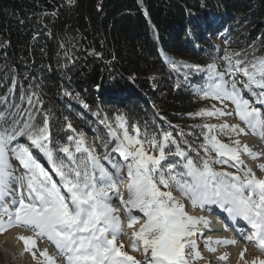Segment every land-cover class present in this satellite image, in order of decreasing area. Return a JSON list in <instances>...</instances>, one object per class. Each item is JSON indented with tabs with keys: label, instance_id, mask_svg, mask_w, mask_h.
I'll use <instances>...</instances> for the list:
<instances>
[{
	"label": "snow or ice",
	"instance_id": "6c2138e0",
	"mask_svg": "<svg viewBox=\"0 0 264 264\" xmlns=\"http://www.w3.org/2000/svg\"><path fill=\"white\" fill-rule=\"evenodd\" d=\"M233 55L238 57L239 53ZM233 55L224 57L228 62L225 72L218 71L215 64L208 65V83L198 90L204 99L219 101L223 107L213 105L211 109H201L193 115L217 119L234 115L264 142V113L253 107L243 92V89L251 91L253 87L261 89L257 102L264 104V56L233 62ZM195 68L196 71L203 70L199 66ZM226 74H232V79H225ZM237 74L246 79L240 80ZM238 85H243V89ZM229 102L234 105V111H227ZM28 103H32L31 98ZM0 119L7 123L2 113ZM116 121V129L110 126L111 135L118 141L112 151L119 153L125 161L131 158L126 165L127 200L119 189L124 166L113 164L115 174L105 168L83 133L69 135L67 143L60 145L53 139L47 113L40 123L29 114L22 125L12 121L10 128H0V234L13 228L32 233L20 234L18 240L23 242L24 251L31 253L36 264H58L47 248H37V239L52 244L66 264H193L194 260L203 257L191 237L197 235L200 225L207 227L210 221L203 216L188 215L184 205L172 194L171 188L175 186L188 197L193 207L217 204L233 219L247 221L253 231L246 237V242L264 252V178L257 177L241 158L243 153L256 160L264 157V152L253 151L241 142L239 137L248 135L245 127L226 121L203 124L206 156L197 164L171 132H164L162 138L146 136L141 139L139 127L134 129L135 135H130L125 118L118 115ZM67 128L76 133L71 123ZM118 130H122V137ZM221 134L227 135L231 143H224L219 138ZM18 137H26L43 153L59 182L28 146L18 142L12 146ZM146 143L153 154L146 150ZM169 145L175 146L174 152ZM212 151L216 153L215 159L210 155ZM169 156L180 158L186 169L183 175L191 177V183L182 182L178 179L180 174H173L176 163L162 164ZM13 158L24 169L22 177L15 175L18 166L13 164ZM108 158L107 155L103 157ZM217 163L237 167L240 174L218 171L213 167ZM258 167L264 172V163ZM13 184L18 185L19 192L18 196L12 197L9 206L4 197L10 191H17L12 188ZM162 187L168 190L162 191ZM113 195L128 211L129 228H133L139 219L131 215L132 209H138L146 217L139 230L130 237L132 251L141 252L143 260L129 255L123 250L124 244L118 242L124 229L121 217L112 206ZM235 243V240L227 239L208 240L206 246L209 251L216 252L213 245ZM240 255L243 258L244 252ZM218 260H227V254ZM252 264H264V259L257 258Z\"/></svg>",
	"mask_w": 264,
	"mask_h": 264
},
{
	"label": "trees",
	"instance_id": "16d2710c",
	"mask_svg": "<svg viewBox=\"0 0 264 264\" xmlns=\"http://www.w3.org/2000/svg\"><path fill=\"white\" fill-rule=\"evenodd\" d=\"M223 23L238 36L216 50L205 36ZM225 55L233 62L264 56V0H0V96L7 120L0 125H22L29 114L40 123L47 113L60 145L83 133L88 145L112 150L116 142L109 141L106 123L115 124L119 115L129 130L159 137L171 132L199 164L187 127L204 136L201 126L211 121L189 115L196 109L192 92L208 83L205 64ZM158 69L167 81L161 99L150 78ZM159 100L163 105L154 107ZM166 161L185 173L179 157Z\"/></svg>",
	"mask_w": 264,
	"mask_h": 264
},
{
	"label": "rangeland",
	"instance_id": "374dc122",
	"mask_svg": "<svg viewBox=\"0 0 264 264\" xmlns=\"http://www.w3.org/2000/svg\"><path fill=\"white\" fill-rule=\"evenodd\" d=\"M237 36H238V30H236V29L231 30V29L228 28V26L225 23H223V24L218 25L216 27L214 33H212L210 35L208 34L205 37H206V39L208 41L207 43L210 46H213L214 49L218 50L220 47H223V48H225V46L227 47L228 43H229L228 41L229 40H235ZM183 59H185L186 61H189L190 58L188 56V57L183 58ZM210 64H215L216 67H217V70L221 71V72H225L226 69H227V66H228V62L226 60H224V59H221V58H216L215 60L211 61L210 63L205 64L206 69H207V66L210 65ZM237 75H239V79L240 80H245L246 79L245 77H243V75H241V76H240V74H237ZM150 78L152 80L151 81V85H152L153 91L157 94V97L159 99L163 98L164 95H165L164 88H165L166 82H167L166 81L165 72L163 70H161V69L155 70V71L151 72ZM225 79L231 80L232 79V74H226ZM238 87H241L243 89V85H238ZM198 90L199 89L197 87H195L194 91L192 92L193 93L192 94L193 97L191 98V105H195L194 108H192V109H195V107H196V109L193 110V111H190L189 115L193 116V114L197 113L201 109H205V108L211 109L213 107V105H215L217 108L223 107V105H221L219 101L212 100L210 98L209 99H204L202 97V95L199 93ZM260 91H261V89H258V88H255V87H253V89L251 91H249L248 89H243L245 98L249 99V101L252 104V106L260 109V111L262 113H264V104H260V103L257 102L258 101V94L260 93ZM0 99H1V96H0ZM63 102H64V105H70V103L68 101L66 102V100L63 101ZM3 104L4 103L2 102V99H1L0 100V113H2L3 116L5 117L6 115H5V109H4V105ZM152 105L154 107H160L161 105H163V103L159 100V101H154L152 103ZM227 111H234V105H232L230 102L227 104ZM209 119H210L212 124H220V123H223V122L226 121L229 124H240L241 127H245V130L248 132V135H243L242 134L239 137V139L241 140L242 143H243V140L245 139V137L254 136L251 133V130L247 129V127L242 122L239 121V118L234 116V115L233 116H227V117H224V118H221V119H217L215 117L209 118ZM1 120H3V119H0V121ZM106 125L108 127L109 141L113 140V141H115L117 143L118 141L113 138V136L111 135V132H110V126H111L112 129H116L117 128V122L115 124L109 122V123H106ZM101 127H102L101 124H97V128L99 130L101 129ZM0 128H3V127L0 125ZM128 130H129V128H128ZM187 130H188V133L186 135V137L188 138L187 140L195 148V152L197 151L196 153H199V157H200V161H201L206 156V153H205L204 148H203V145L205 144V137L202 136L200 133H198L192 127H190V128L187 127ZM118 131L121 132V137H122V130H118ZM96 134H97L96 132L93 133V135H94L93 143L94 144H98V142H99V137L96 136ZM129 134L130 135H135L134 128L129 130ZM140 134H141L140 135L141 139H144L146 136L148 138H150L151 136H156L157 138H162V136L159 137L158 134H152L151 132L147 133V134H144L142 131H140ZM194 138H196L197 141H195ZM219 138L224 143H231V141L229 140V137L227 135L221 134L219 136ZM20 142H22V141H20ZM27 142H28L27 145L30 148V150L33 152L34 156H36L37 159L42 164H44L45 168L50 172V175H52L53 179H55V180H57V182H59V177L56 176L54 170L52 169L51 165L48 163L47 159L44 157L43 153H41L36 148H34L31 145L30 141H27ZM259 142L263 143L261 148L264 149V142H262L261 140H259ZM16 143L17 142H13L12 146H15ZM106 144H107V142H106ZM92 147H93V145H92ZM145 148L149 152V154H153L150 145H148L146 143L145 144ZM94 149H95L96 154L101 157V161L100 162L110 172H113L115 174V169L112 167L113 164L119 163L120 165L124 166L123 167V171L121 172V177H120L123 182L120 183L119 189H120V192L124 195V199L127 200L128 199L127 185L129 183V179L127 178V167H126V165L131 162V158H129L128 161H125L124 158L119 155V153L113 152L107 146H104V145L101 146V143H100V145L98 144L97 146H95ZM156 154H158V153H156ZM105 155H107L109 158L108 159H103V157ZM210 155H211V157L213 159L216 158V153L214 151L210 152ZM241 158L244 161V165L246 167L252 168V170L256 173L257 177L264 178V172L260 171V169L258 167L259 164H257V160L258 159L253 160L247 154H243V153L241 154ZM12 162H13L14 165L18 166V161H15L14 158H13ZM262 163H264V162H262ZM162 164L167 165L168 162L167 161H163ZM181 164H182V167H183V162ZM213 167L216 170H218V171H225V172H232V173L240 174V173H238V168L234 167V166H231L230 164H219V163H217V164H213ZM183 169H184V172H186V169L184 167H183ZM23 174H24V169L22 168V166H18L17 170L15 172V175L22 177ZM173 174L174 175L175 174H180L178 176V179H180L182 182H187V183H191L192 182L191 181V177L183 175V173H181V170L177 166H176L175 169H173ZM16 186H17V189H18L16 193L18 194L19 187H18V185H16ZM161 190L162 191H167L168 189H164L162 187ZM171 191H172L173 196L184 205V209H185V211H186V213L188 215L197 216V214H199V215L202 214V212L200 210L201 207H199V206L193 207V205H192L191 201L188 199V197L182 195L178 188L173 186L171 188ZM24 193H25V195L27 194L26 187L24 188ZM6 202H10V201L6 200ZM115 205H117V207L122 206L119 198L116 197L115 195H113L112 206L115 207ZM215 205L218 206L217 204H215ZM134 211H135V214L137 215V217H139L138 222L134 225L133 228H129L127 226V228L124 231V235L121 238V241H118V242H122L124 244V249L123 250L128 252L129 255L135 257L138 260H143V255H142L141 252L132 251V248H131L132 240L130 239V237H131V235H132V233L134 231H138L139 230L141 225L145 222L146 217H144V214L142 212H140L138 209H134ZM117 215L122 216L121 213L117 214ZM231 219H232V217H231ZM246 223L248 224L247 221H246ZM240 226H243V225H240ZM250 233L251 232H249L246 235L242 233L243 234V236H242L243 240H241V242H239V245L240 244L242 245L244 243L245 244L249 243L250 246H252V247L254 246L253 243L246 242V237ZM5 236H6V232L3 233V234H0V239H3ZM244 239H245V242H244ZM238 240L239 239L237 238L236 242ZM197 245L199 246V251L201 252V255H202L203 259L194 260L193 264H209V263L212 264V263H215L214 261H211V260H212V258L216 257V255H212V253L209 251L208 247L204 246L202 244V241L198 242ZM213 246L218 249L217 245H213ZM49 247L51 248V250H53L55 252L53 254L58 257V255H56V254H58L59 252L56 250V248L54 246L52 247V244H50V243H49ZM37 248H38V246H37ZM256 252H258V254H260L261 257L264 256V252H261L258 249H257ZM30 255H31V253H30ZM216 258H218V255H217ZM57 261H58V264H62L63 261H65L64 258L60 255V253H59V257H58ZM220 262H221L220 264H227V262L224 261V260L223 261L220 260ZM235 262L236 261L234 260V261H232V262H230L228 264H235ZM0 264H9L8 262H6L5 257H4V253L2 252V250H0ZM11 264H16V262L11 263Z\"/></svg>",
	"mask_w": 264,
	"mask_h": 264
},
{
	"label": "bare ground",
	"instance_id": "6f19581e",
	"mask_svg": "<svg viewBox=\"0 0 264 264\" xmlns=\"http://www.w3.org/2000/svg\"><path fill=\"white\" fill-rule=\"evenodd\" d=\"M1 100V99H0ZM260 138L258 136H248L245 137V139L243 140V143L248 144L253 151L259 152L260 148H261V142H259ZM262 158V157H260ZM259 158V159H260ZM13 184L12 188L17 189V186ZM18 190V189H17ZM17 191H10V194L4 197V202L7 203L9 206H11V200L13 196H17L18 194L16 193ZM6 200H9L10 202H6ZM115 207L117 209H119L117 207V205H115ZM219 209V214H225V216L229 219V220H233V218L231 219V217L229 216V214L222 208L220 207H215ZM202 212V211H201ZM210 213L212 214V212H208L205 215H210ZM213 213H215V211H213ZM203 215V214H202ZM217 215V214H216ZM214 216V215H213ZM215 217V216H214ZM208 218V217H206ZM239 220L240 225H248L246 223L245 220H243L242 218H236ZM143 221V220H142ZM213 220H211L210 225H213ZM142 223V222H141ZM217 229L215 231H213L212 233L208 234V237L210 238V240H235L238 238L239 240L234 244V245H217L218 249L216 252H211L212 255H218V257H220L221 255L227 254V260H224L228 263L232 262V261H236L235 264H252V262L254 260H256L257 258L260 259H264L263 257H261L260 254H258L257 249L255 246H250L249 243H244V244H240L239 242H241V240H243V234L245 233H241V227L238 228V232H236L234 234V238L233 234L234 232H229L227 227H223V229L219 230L218 227H216ZM247 227H244L243 230H246ZM252 229V228H251ZM199 232V231H198ZM249 232V230H248ZM20 234L23 235H32V233L26 231L23 228H13L10 229L9 231L6 232V236L3 239H0V250H2V252L4 253V257L6 262H8L9 264L16 262V264H36V261L33 259L32 255H30L29 252H25L24 251V244L22 241L18 240V236ZM232 234V235H231ZM198 238L195 237V240H197ZM245 242V239H244ZM198 243V242H197ZM37 246L40 250L47 248L49 253L54 256L56 259H58L59 257V253L56 254L58 255L55 256L53 253H55L53 250H51V248L49 247V242H47L46 240H41V239H37ZM53 247V245H52ZM245 249H247V251H244ZM256 249V250H255ZM57 250V249H56ZM241 252H244V257L241 258ZM37 256L39 257V252H37ZM212 258L211 261H214L215 263L212 264H220V260H218V258ZM40 259H42V257H40ZM223 263V262H222ZM62 264H66V261H63ZM211 264V263H209Z\"/></svg>",
	"mask_w": 264,
	"mask_h": 264
}]
</instances>
